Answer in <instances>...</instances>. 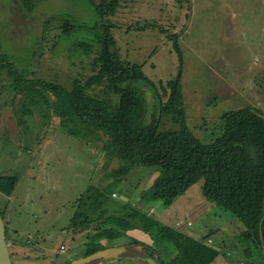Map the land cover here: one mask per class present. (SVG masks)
<instances>
[{
  "label": "rangeland",
  "instance_id": "rangeland-1",
  "mask_svg": "<svg viewBox=\"0 0 264 264\" xmlns=\"http://www.w3.org/2000/svg\"><path fill=\"white\" fill-rule=\"evenodd\" d=\"M36 1L29 11L24 0H0V65H8L0 69V176L19 179L10 197L0 193V211L16 232L9 231L18 240L11 249L15 264H62L82 256L89 241L87 232L70 229L79 199L94 186L107 192L122 161L111 156L105 135L98 137L68 113L65 94L47 89L68 92L75 79L85 82L95 74L97 40L111 24L121 58L142 65L149 79L138 87L151 120L166 100L160 83L174 79L181 67L176 35L187 124L210 144L222 134L223 112L252 105L264 113V0H122L117 14L104 19L87 0ZM67 19L74 28L64 32ZM103 88L91 93L101 95ZM178 128L172 114L162 116L161 130ZM157 175L155 168L131 170L126 183L136 188L132 203L138 200L164 224L215 246L219 255L212 264H264L246 253L250 246L236 223L205 199L202 182L171 206L139 201ZM122 192L117 188L118 198ZM108 208L107 215L124 212L113 199ZM186 218L193 226L176 225ZM130 237L152 243L140 232ZM126 240L99 242L109 247ZM160 251L163 261L170 257V250Z\"/></svg>",
  "mask_w": 264,
  "mask_h": 264
},
{
  "label": "trees",
  "instance_id": "trees-1",
  "mask_svg": "<svg viewBox=\"0 0 264 264\" xmlns=\"http://www.w3.org/2000/svg\"><path fill=\"white\" fill-rule=\"evenodd\" d=\"M87 1L102 19L115 16L122 5V0ZM24 2L29 11L38 3L36 0ZM70 22L71 19H67L64 23V32L74 28ZM112 27L106 24L97 40L94 75L85 82L75 79L68 92L57 86L47 89L57 96L65 94L68 113L98 137H102L99 133L105 135V146L111 149V156L122 161L114 171L107 192L101 188L103 186H94L96 192H88L78 201L70 229L87 232L89 241L83 256L107 248L99 242L102 239L114 243L127 238L124 242L138 243L140 241L130 235L140 232L149 235L154 246L157 244L159 254L161 249L170 250L167 260L161 258L163 264H212L216 260L218 250L207 240L164 224L138 207L137 202L115 199L117 188L127 185L131 170L144 166L155 168L158 175L151 188L142 193L140 201L159 199L165 206H171L179 196L202 182L205 199L214 205L217 214L233 220L239 235L247 239L250 250L246 253L252 259H264V113L252 105L225 111L221 115L222 134L210 144L203 143L187 124L181 80L182 48L174 35V48L181 67L174 79L160 83L166 100L161 98L159 115L148 120L145 95L138 82L148 83L149 79L142 65L121 58ZM88 46L93 53L94 45ZM4 66L8 65H0V69ZM9 74L17 77V72L11 68ZM102 86L101 95L91 93ZM164 114L173 115L179 126L177 130H161ZM18 182L16 176H0V193L10 197ZM112 199L122 206V215H107ZM1 213L5 217L4 212ZM7 233L9 239L8 228ZM13 236L10 237L15 245L18 240Z\"/></svg>",
  "mask_w": 264,
  "mask_h": 264
},
{
  "label": "water",
  "instance_id": "water-1",
  "mask_svg": "<svg viewBox=\"0 0 264 264\" xmlns=\"http://www.w3.org/2000/svg\"><path fill=\"white\" fill-rule=\"evenodd\" d=\"M119 190H123L120 201L129 202L136 188L129 185L125 188L121 186ZM7 222L8 220L3 218L0 211V264H14L6 236ZM213 248L217 249L215 246ZM146 249H148V246L140 244H131L129 246L115 245L101 249L88 256L73 259L67 264H104L115 259L132 260L137 264H163L157 251H153L154 257H152L149 253H146Z\"/></svg>",
  "mask_w": 264,
  "mask_h": 264
},
{
  "label": "flooded vegetation",
  "instance_id": "flooded-vegetation-1",
  "mask_svg": "<svg viewBox=\"0 0 264 264\" xmlns=\"http://www.w3.org/2000/svg\"><path fill=\"white\" fill-rule=\"evenodd\" d=\"M4 219H5V217H3ZM6 220H8V219H6ZM7 228L9 229V231H12L11 229H10V227H9V220H8V222H7V224H6V236H7V242H8V244H9V249H10V252H11V257H12V251H11V249H12V247H13V245H14V240H12V238L9 236V239H8V233H7ZM131 244H140V245H143V246H148V249H146V253H149L150 254V256H152V257H154V254H153V251H157L156 249V246H154V244L153 243H147V242H143V241H140V242H138V243H136V242H121V243H119V244H116V245H131ZM110 246H115V245H110ZM83 256V255H82ZM82 256H80V257H82ZM77 258H79V257H77ZM76 259V258H75ZM71 260H73V259H71ZM71 260H68V261H65V262H63L62 264H67L68 262H70ZM12 261L14 262V260H13V258H12ZM133 262V263H135V264H137L136 262H134V261H132V260H125V259H115V260H111V261H108V262H106V263H104V264H115V263H117V264H121L122 262L124 263V262ZM67 262V263H66ZM15 264V263H14Z\"/></svg>",
  "mask_w": 264,
  "mask_h": 264
},
{
  "label": "built area",
  "instance_id": "built-area-1",
  "mask_svg": "<svg viewBox=\"0 0 264 264\" xmlns=\"http://www.w3.org/2000/svg\"><path fill=\"white\" fill-rule=\"evenodd\" d=\"M114 197H115V198H118V197H117V194H115ZM152 210H153V209H152ZM176 225H177L178 227H182V226H185V227H186V226H187V228L193 226V224H192V222H191L190 220H186L184 223H182V222H178Z\"/></svg>",
  "mask_w": 264,
  "mask_h": 264
},
{
  "label": "crops",
  "instance_id": "crops-1",
  "mask_svg": "<svg viewBox=\"0 0 264 264\" xmlns=\"http://www.w3.org/2000/svg\"><path fill=\"white\" fill-rule=\"evenodd\" d=\"M127 186H129V185H126V186H123V187H127ZM136 193V192H135ZM135 193L133 194V196L135 195ZM141 196H142V194L140 195V197H139V201L141 200ZM131 199H132V197L130 198V201H131ZM138 201V200H137ZM137 201H135V202H137ZM186 219H188V218H186ZM186 219H184V220H186ZM202 237V236H201ZM198 238H200V237H198ZM160 257L162 258V255L160 254ZM255 264V263H254Z\"/></svg>",
  "mask_w": 264,
  "mask_h": 264
},
{
  "label": "clouds",
  "instance_id": "clouds-1",
  "mask_svg": "<svg viewBox=\"0 0 264 264\" xmlns=\"http://www.w3.org/2000/svg\"><path fill=\"white\" fill-rule=\"evenodd\" d=\"M117 197H118V194H117ZM118 200L120 201V197L118 198ZM130 201V200H129ZM123 202V201H122ZM158 252V251H157Z\"/></svg>",
  "mask_w": 264,
  "mask_h": 264
}]
</instances>
